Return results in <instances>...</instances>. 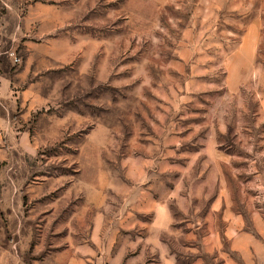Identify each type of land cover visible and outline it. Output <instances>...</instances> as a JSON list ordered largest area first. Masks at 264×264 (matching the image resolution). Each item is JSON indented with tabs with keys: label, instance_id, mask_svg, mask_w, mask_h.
<instances>
[{
	"label": "rangeland",
	"instance_id": "374dc122",
	"mask_svg": "<svg viewBox=\"0 0 264 264\" xmlns=\"http://www.w3.org/2000/svg\"><path fill=\"white\" fill-rule=\"evenodd\" d=\"M238 216L264 220V0H0V233L21 261L225 264L204 241Z\"/></svg>",
	"mask_w": 264,
	"mask_h": 264
},
{
	"label": "crops",
	"instance_id": "0c3cea01",
	"mask_svg": "<svg viewBox=\"0 0 264 264\" xmlns=\"http://www.w3.org/2000/svg\"><path fill=\"white\" fill-rule=\"evenodd\" d=\"M224 240L227 241L230 252L223 254L225 264H264V220L258 219L250 228H246L244 219L238 216L228 223L224 235L212 234L204 243L206 248L214 250L221 247ZM95 254L94 248L83 245L80 251L69 257L64 264H98ZM167 263L176 264V261L170 259ZM0 264H25L14 254L12 246L2 233H0Z\"/></svg>",
	"mask_w": 264,
	"mask_h": 264
},
{
	"label": "built area",
	"instance_id": "2783aa9c",
	"mask_svg": "<svg viewBox=\"0 0 264 264\" xmlns=\"http://www.w3.org/2000/svg\"><path fill=\"white\" fill-rule=\"evenodd\" d=\"M14 62L17 63V59L16 58H14Z\"/></svg>",
	"mask_w": 264,
	"mask_h": 264
}]
</instances>
